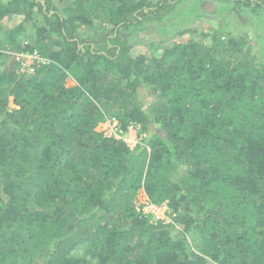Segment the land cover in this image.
<instances>
[{
    "label": "trees",
    "instance_id": "1",
    "mask_svg": "<svg viewBox=\"0 0 264 264\" xmlns=\"http://www.w3.org/2000/svg\"><path fill=\"white\" fill-rule=\"evenodd\" d=\"M209 1L220 26L207 0L0 1V264H264V0Z\"/></svg>",
    "mask_w": 264,
    "mask_h": 264
},
{
    "label": "rangeland",
    "instance_id": "2",
    "mask_svg": "<svg viewBox=\"0 0 264 264\" xmlns=\"http://www.w3.org/2000/svg\"><path fill=\"white\" fill-rule=\"evenodd\" d=\"M2 1V0H0ZM67 1V0H66ZM60 1L57 2V4L59 5ZM205 8V13H204V20L210 24H213V26H220V22L219 20L222 19L223 16L226 15V13L224 14H218V5L214 4L212 1L207 0V4L204 6ZM173 14V13H172ZM172 14H168L166 17H164L162 19L161 22H153V23H147L145 24V29L142 31H139L138 33H133V35L131 36L130 39V43L133 44V48H132V52L133 53H151L153 52V49L156 50V44H158L159 42L157 41L159 38H161L162 40H166L170 37L171 33L174 31L175 28L180 27V24H178L179 19L178 18H173ZM171 16V17H170ZM217 17V18H216ZM240 20V23L242 22L241 26L244 25V21L245 19L243 17H241L240 15H238L236 17V20ZM183 25V22L181 23V26ZM223 25L221 24V27ZM240 27L235 25L233 26L231 24L232 29H237L240 30ZM247 27H242L241 29V33H243L247 38H249L250 41H254L255 36L253 34L254 30H258V28L253 27L250 25V31L246 32ZM264 30V27L262 28ZM262 30V31H263ZM91 31H88V29L86 30V34H90ZM155 41V42H154ZM259 41H261L259 39ZM167 42V41H166ZM168 45V42H167ZM158 46V45H157ZM160 48V46L158 47V49ZM157 49V50H158ZM257 48H255L254 54L255 56L257 55L256 53ZM157 52V51H156ZM7 53L13 57L15 56L16 60L19 62L20 64V71L23 72H32V69L34 68L33 65L38 64V62L42 61L44 62L43 59L39 58L38 54L36 58H33L30 54H23L20 52H16L14 50H7ZM153 54V53H151ZM17 55H19V57H16ZM261 59V58H260ZM18 69V70H19ZM75 83V81L68 77L66 79V85L67 86H71ZM140 98L143 101V103H148L150 102L154 96L150 93L147 92L146 89L143 90V92H140ZM9 106L10 107H14V104L10 101L9 102ZM113 128V124L112 121H110V119H105L102 122L98 123L96 126V130L97 131H101V132H105L104 134L107 133H111V130ZM146 135V134H145ZM143 133H140L139 129H131L127 131H124L121 136L122 138H124V140L126 142H128V144L130 145H135L138 140L141 139V137L145 136ZM146 201H147V197L145 192L142 189H138L135 197H134V202L136 204L137 207H139L141 204V208L144 210V212H147L146 209H148L146 207ZM154 210H156L152 215L153 218L152 219H158L161 218L164 221L168 222L171 220L170 216L167 214V205L166 204H162L160 206H157V208H154Z\"/></svg>",
    "mask_w": 264,
    "mask_h": 264
},
{
    "label": "built area",
    "instance_id": "3",
    "mask_svg": "<svg viewBox=\"0 0 264 264\" xmlns=\"http://www.w3.org/2000/svg\"><path fill=\"white\" fill-rule=\"evenodd\" d=\"M30 55H31L33 58H36V57H37V52L34 51V52L31 53ZM40 62L42 63V61H40ZM32 70H33V69H32ZM110 121H112V124H113V128H112L110 134H112V133H115V134H116L117 120H116V119H110ZM135 127H136L135 125L131 124V125L128 127V130H131V129L135 128ZM107 134H109V133H107ZM146 207L148 208V209H146V211H147V212H152V213H154V212L156 211V210H154V208H157L156 205H154V204H152V203H150V202H148V201H146Z\"/></svg>",
    "mask_w": 264,
    "mask_h": 264
},
{
    "label": "clouds",
    "instance_id": "4",
    "mask_svg": "<svg viewBox=\"0 0 264 264\" xmlns=\"http://www.w3.org/2000/svg\"><path fill=\"white\" fill-rule=\"evenodd\" d=\"M137 128H139V126L138 125H136V127H135V129H137ZM128 129V128H127ZM144 135H145V133H144ZM142 136H143V133H142ZM143 137H141V139H142ZM124 139V138H123ZM141 139L140 140H138L137 142H135L136 144L138 143V142H140L141 141ZM128 143V142H127ZM135 144V145H136ZM130 147H133L134 145H130V144H128Z\"/></svg>",
    "mask_w": 264,
    "mask_h": 264
},
{
    "label": "bare ground",
    "instance_id": "5",
    "mask_svg": "<svg viewBox=\"0 0 264 264\" xmlns=\"http://www.w3.org/2000/svg\"><path fill=\"white\" fill-rule=\"evenodd\" d=\"M16 57H19V55H17Z\"/></svg>",
    "mask_w": 264,
    "mask_h": 264
}]
</instances>
